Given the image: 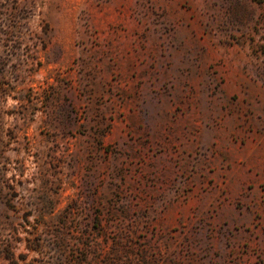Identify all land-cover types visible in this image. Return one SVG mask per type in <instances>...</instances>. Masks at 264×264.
Returning <instances> with one entry per match:
<instances>
[{
	"label": "rangeland",
	"instance_id": "rangeland-1",
	"mask_svg": "<svg viewBox=\"0 0 264 264\" xmlns=\"http://www.w3.org/2000/svg\"><path fill=\"white\" fill-rule=\"evenodd\" d=\"M0 264H264V0H0Z\"/></svg>",
	"mask_w": 264,
	"mask_h": 264
}]
</instances>
